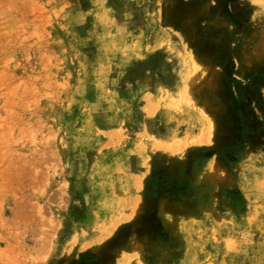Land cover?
I'll use <instances>...</instances> for the list:
<instances>
[{"label": "rangeland", "instance_id": "obj_1", "mask_svg": "<svg viewBox=\"0 0 264 264\" xmlns=\"http://www.w3.org/2000/svg\"><path fill=\"white\" fill-rule=\"evenodd\" d=\"M0 264H264V0H0Z\"/></svg>", "mask_w": 264, "mask_h": 264}]
</instances>
